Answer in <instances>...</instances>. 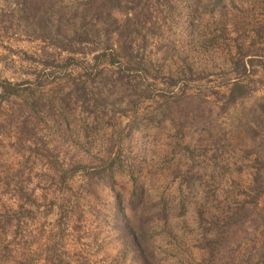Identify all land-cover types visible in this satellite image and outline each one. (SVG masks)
Returning <instances> with one entry per match:
<instances>
[{
  "label": "trees",
  "instance_id": "16d2710c",
  "mask_svg": "<svg viewBox=\"0 0 264 264\" xmlns=\"http://www.w3.org/2000/svg\"><path fill=\"white\" fill-rule=\"evenodd\" d=\"M2 1L8 5L0 3V18L6 27L41 40L55 51L67 52L69 56L60 59L63 70L83 73L70 76L69 90L61 95L47 90L49 84L42 82V76L22 82L0 77V106L20 102L17 142L30 151L43 152L36 176L39 187L46 186L41 194L35 188L27 193L21 188L14 195L15 205L0 209V264H264L261 169L249 183L227 175L215 158L211 159L212 171L197 170L196 150L187 144L183 151L191 155L190 165L171 171L172 183L179 179V185L168 192L169 187L160 184V167L144 172L143 159L125 154L127 142L135 140L133 131L141 130L143 120L130 119L97 154L89 140L91 134L108 129L103 124L108 99L115 91L122 95L129 89L120 74L134 70L129 67L134 45L144 50L146 45L139 44V38L146 42L156 26L171 33L175 26L186 25L202 52L222 49L232 55L231 73L237 79L224 98L222 112L247 97V81L258 64V53L253 51L256 41L246 47L245 39L241 40L234 55L227 41L238 42L229 34L242 38L251 24L242 18H249L253 8L241 17V6L254 1L264 11V0H72L71 6H63L61 0ZM209 15L218 20L205 21ZM252 31L258 41H264V20ZM114 36L120 53L111 44ZM101 44L104 49L92 63L82 65L75 59L81 52L77 47L91 45L96 50ZM120 57L127 58L125 63ZM103 65H117L119 70L110 75ZM181 94L186 96L184 90ZM161 96L163 106L149 123L161 127L170 120L177 139L184 135L185 112ZM260 109L264 123V104ZM77 111L84 115L79 121ZM81 132L84 141L75 142ZM60 145H67V153L61 155ZM116 175L128 178L132 197L152 202L151 209L147 208L152 216L148 222L138 223L131 200L129 206L124 205L122 192L114 186ZM109 192L113 201L108 200ZM38 214L45 222L51 221L40 231ZM70 235L76 245L67 246Z\"/></svg>",
  "mask_w": 264,
  "mask_h": 264
},
{
  "label": "rangeland",
  "instance_id": "374dc122",
  "mask_svg": "<svg viewBox=\"0 0 264 264\" xmlns=\"http://www.w3.org/2000/svg\"><path fill=\"white\" fill-rule=\"evenodd\" d=\"M194 1L198 0H193V3ZM60 2L63 6L73 4L72 0ZM0 3L8 6L4 1ZM252 4L246 2L241 6L243 9L239 10L240 16L243 17L247 16L245 15L247 10L253 8L248 13L249 18H242V21L251 23L246 26V35L236 38V33L231 32L229 37L239 40L238 42H234L226 35L231 41L228 40L227 43L230 44L233 55L236 52L235 45L241 44V40L245 39L246 47L252 40L256 41L253 51L254 54L258 53L255 58L258 64L255 68L256 73L247 81L250 86L247 97L239 100L226 112H222L224 98L237 79V76L231 73L232 55L222 49L202 52L196 44L197 37L190 36L186 25L175 26L171 33L164 27L157 30L158 26H156L153 35H147L146 42L139 38V44L143 47L146 45L144 50H139L138 46L134 45L133 55L129 57L132 59L129 67L134 70L120 74L123 75L129 89L122 95L115 91L113 97L108 99L109 105L103 108L105 113L103 124L108 129L89 136L92 152L97 154L103 144L117 137L116 133L119 132L120 127H125L130 119H136L138 122L143 120L144 123L140 124L142 131H133L135 140L130 144L127 142L128 151L125 154L130 157L136 155L140 160L143 159L144 172L160 167L162 169L159 171L160 184L164 188L169 187L168 192L179 185V179L172 183L169 175L171 171L177 166L186 170L190 165L191 155L183 151L184 145L187 144L191 145L192 150H196L193 154L196 156L195 159H199L197 162H200L196 167L197 170L212 171L211 159L215 158L216 162L223 165L226 174L236 181L247 180L249 183L251 176L258 169L264 172V123L260 109L264 104V41H258L252 31L264 20V14H261L264 11L258 2L253 1ZM212 19L218 20V16L211 18L209 15L205 21ZM4 23L0 18V77L12 82H22L34 81L37 76H42V82L49 84L47 90H54L57 95L66 93L69 90V79L83 73L77 69L74 71L68 69L67 72L63 70L61 66L64 67V63H61L60 59H66L69 54L55 51L47 43L29 38L16 28L6 27ZM154 35H160V39ZM111 44L115 50L118 49L115 36ZM101 46L102 48L97 45L96 50L91 45L77 47L76 49H80L81 52L74 57L79 59L82 65L88 64L87 62L92 63L94 56L104 49L102 44ZM117 52L120 53V50L118 49ZM54 59L56 61L53 62ZM120 59L123 64L127 58L120 57ZM46 62H49V65L46 66ZM107 65L101 67L109 69L110 75L118 72L117 65L114 67ZM188 69H191L192 73ZM183 90L186 96L181 94ZM147 94L150 99L145 98ZM161 94L166 95L185 112L184 135L178 136L177 139L174 137L176 129L172 127L170 120L161 124V127H157L155 122L149 123V120L159 112L160 106H163L164 100ZM134 100L136 102H133ZM135 103L137 104L134 105ZM19 110V101L0 106V123H3L0 126V209L4 206H14L16 200L14 195L21 188H25L23 190L26 193L35 188L41 194L46 187L44 184H41L42 188L39 187L36 176L42 168L40 158L43 157V152L30 151L27 145L21 146L17 142L16 122L19 119ZM178 112L177 110V114ZM77 114H79L77 121L84 118L79 111ZM161 118L159 116V119ZM84 137L82 132L76 134L75 142H83ZM60 147L61 155L67 153L65 152L68 149L67 145ZM198 147H203L204 150L198 151ZM152 163L157 166H151ZM127 181L128 178L119 179L116 175L115 189L122 192L124 205L129 206L131 200L138 223L148 222L152 216L147 208L151 209L152 202L144 203L132 197L131 185ZM110 195L109 192L108 200L113 201ZM44 209L42 208L41 211ZM145 210L146 214L143 213ZM36 219L39 231L42 226L45 227L51 222L50 220L45 222L39 214ZM82 242L85 243L84 240ZM66 244L72 246L77 242L70 235L66 239Z\"/></svg>",
  "mask_w": 264,
  "mask_h": 264
}]
</instances>
